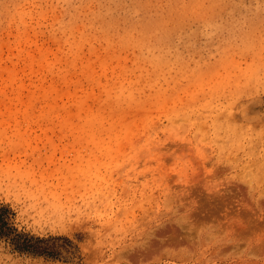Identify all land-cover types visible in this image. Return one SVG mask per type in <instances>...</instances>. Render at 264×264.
<instances>
[{"label": "rangeland", "instance_id": "rangeland-1", "mask_svg": "<svg viewBox=\"0 0 264 264\" xmlns=\"http://www.w3.org/2000/svg\"><path fill=\"white\" fill-rule=\"evenodd\" d=\"M0 233V264H264V0H0Z\"/></svg>", "mask_w": 264, "mask_h": 264}, {"label": "trees", "instance_id": "trees-1", "mask_svg": "<svg viewBox=\"0 0 264 264\" xmlns=\"http://www.w3.org/2000/svg\"><path fill=\"white\" fill-rule=\"evenodd\" d=\"M21 239L22 240L25 239V241L27 243H22L21 242ZM32 240H33V237H31L30 239H28L25 235L23 236V235L17 234L15 244L18 245V247L20 249H23V250H31V251L36 252V253H47V249L46 248H36V247H32L31 245H28V243L31 242ZM37 240L40 243H45V240H43V239H38L37 238ZM19 242H21V245H19Z\"/></svg>", "mask_w": 264, "mask_h": 264}]
</instances>
